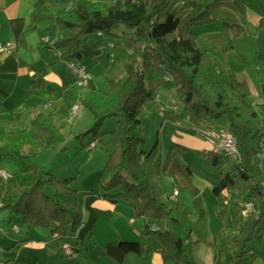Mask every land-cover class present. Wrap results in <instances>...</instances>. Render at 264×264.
Instances as JSON below:
<instances>
[{
    "label": "trees",
    "instance_id": "1",
    "mask_svg": "<svg viewBox=\"0 0 264 264\" xmlns=\"http://www.w3.org/2000/svg\"><path fill=\"white\" fill-rule=\"evenodd\" d=\"M214 1L138 0L126 4L122 0H45L31 12L30 23L17 42L20 47L31 32L54 31L51 47L66 63L76 64L81 58L78 49L90 35L101 33L98 45L103 38L112 43L111 62L103 67L109 89L74 83L63 90L60 106L45 111L36 108L29 126L18 122L8 127L0 120V159L29 158L51 147L65 150L68 135L64 130L76 104L87 108L95 119L91 128L74 133L81 142L85 138L94 142L106 120L117 117V131L109 132L105 142L108 156L97 193L131 204L132 217L144 221L139 240L122 238L107 245L106 254L120 263L129 253L148 259L152 249L147 239L154 236L162 247L163 264H193L191 251L201 240L189 244L166 227L177 201L164 197L160 181L167 177L175 185L185 186L194 170L182 161L185 149L179 144H171L165 158L160 138L151 151L146 150L144 115L157 107H163L159 131L163 138L172 137L180 124H187L219 136L229 132L237 140V159L221 150L201 153L205 164L217 173L213 194L222 219L229 210L231 194H235L236 213L230 223H222L218 237L231 251L225 264L242 259L250 242L264 233V103H254L250 84L234 69H222L217 54L201 45L195 28L214 21L208 12ZM180 2L200 12L183 19L177 8ZM235 3L245 20L244 5L239 0ZM122 25L125 29L118 32ZM258 28H264V20ZM232 49L230 41L224 49L227 57ZM257 59H264V54ZM46 174L45 179L2 188L1 209L20 216L29 228L49 229L52 239L64 235L78 239L85 215L79 191L73 187L77 177L60 179L52 172ZM46 186L53 189L52 195ZM249 201L253 208L242 216ZM217 246L223 253L221 244ZM11 263L18 264L13 259L5 261Z\"/></svg>",
    "mask_w": 264,
    "mask_h": 264
},
{
    "label": "crops",
    "instance_id": "2",
    "mask_svg": "<svg viewBox=\"0 0 264 264\" xmlns=\"http://www.w3.org/2000/svg\"><path fill=\"white\" fill-rule=\"evenodd\" d=\"M44 1L0 0V42L11 43L14 48L12 52L0 53V120L8 127L18 122L23 127L29 126L36 114V108L44 111L43 106L46 104L60 106L62 104L63 90L69 85L79 82L76 73L59 57V53L51 47L50 41L55 38L54 31L47 33L41 31L31 32L26 37V43L23 46H17L21 34L30 23L31 12L39 8ZM122 1L130 4L138 0ZM239 1L245 7V20L235 0H215L208 6V12L214 21L199 26L198 36L203 47L217 54L225 70L234 69L239 78L245 79L250 84L252 92L251 100L254 103H264V90L262 88L258 89L255 85L257 81H259V84L263 82L264 78V73H260L262 68L258 65V62H256L258 66L254 65L256 67L249 71L248 69H237L230 60L233 56L246 58L241 55L244 51L243 43L246 44V48H249L252 44L255 45V49L250 56V61H256V57L264 54V28H258L260 21L264 20V0ZM43 37H48L50 41L48 43L43 42ZM101 38L100 34L90 35L78 49L81 54L78 64L92 73L94 78L95 75L96 77L99 75L104 76L102 68L105 64L111 62L108 55L112 54V43L109 39L103 38V43L98 45V41ZM230 41H232L233 49L229 53V57H227L224 49ZM249 53H251L250 50ZM104 56H107L108 63L103 62L102 57ZM87 87L89 89L98 88L90 87L89 85ZM164 103L168 105L167 102L164 101ZM168 107L172 106L169 105ZM79 110L80 107L77 112ZM203 143L207 150H200L198 152L199 156L203 152L215 149L210 141H204ZM202 160L205 163L203 158ZM0 168L2 167L0 166ZM196 176L194 171L191 179L194 180ZM57 177L60 178L59 176ZM98 179L94 188L86 191L76 188L79 191L80 201L84 208L85 223L79 231L78 239H76L78 240V245L75 252L78 253L79 250L83 251V245L86 244L88 237L97 238V244L95 243L92 246V250H90V246L87 247L85 255L87 257L98 253L97 256L92 257L93 259L87 258L83 263L163 264L161 245L151 246L152 254L148 259H143L129 253L126 255L124 263H120L106 254V246L117 244L122 238L129 240L139 239L144 221L143 219L132 217L133 207L131 204L100 196L97 193ZM170 183L173 186V191L174 189L179 190V185H175L171 179ZM190 184L191 181L188 185L190 186ZM206 184L201 182L194 187L191 186L190 191L195 195L194 203L196 204L198 197L202 194L207 198L205 190L210 188L212 195L208 198L209 209H206V211L202 210L201 213L193 212L189 215L191 224H188L190 227L186 230L185 234L181 230L177 233L172 226L175 222L177 225H181V222H183L180 217L182 212L179 213L177 219H172V221L168 219L166 227L172 229L178 236L188 239L189 244L201 239L191 251L193 264H225L228 256H226L225 252L220 253L217 245L219 243L222 246L223 243H220L218 240L222 223L228 222L224 219L220 222L219 219L217 199L213 194L215 178H213L212 182L206 181ZM173 191L168 194H165L163 191L164 197L170 200V195ZM180 195L181 192L179 191V195L176 198L177 208ZM230 198H235V194L232 193ZM103 216L109 217L113 223L111 224V235L108 240L105 239V242L101 243V238L98 237L100 236L99 222ZM14 227L17 228L16 226H12L11 229L9 227L5 229L0 228V264H5V261L8 259H13L18 264H51V262H48L44 258L45 252H43L45 249L48 250L47 252H50V248L45 247L40 242L41 240L28 239L32 229L30 228V231L21 232L19 228L14 230ZM54 240L57 239H52L49 235L44 238L45 242ZM98 247L100 250L97 252L95 250ZM65 248L63 249V253L66 256L73 257L75 252L72 255H68L64 251ZM24 249H29L32 252V258L27 257ZM94 258H97V260H94ZM62 264H69V262ZM256 264H264V262L259 261Z\"/></svg>",
    "mask_w": 264,
    "mask_h": 264
},
{
    "label": "rangeland",
    "instance_id": "3",
    "mask_svg": "<svg viewBox=\"0 0 264 264\" xmlns=\"http://www.w3.org/2000/svg\"><path fill=\"white\" fill-rule=\"evenodd\" d=\"M185 5L186 4H184L183 2L177 4V8H180L182 11L180 14L183 19L186 16H193L200 12L196 9H187ZM183 9H186V12H184ZM124 29L125 28L122 25L120 26L118 32H121ZM195 31L197 33L199 32V26L195 28ZM242 45L244 51L241 55L246 58L233 56L230 59L233 65L239 70L248 69L250 71L251 69H254L256 67L254 65H257L256 62H258V65H260V67L262 68L260 73H264V59L258 60L256 57V61H250V56L255 49V45L252 44L249 48H246L245 43H243ZM107 50H109V48H107ZM249 50L251 53H249ZM102 60L104 63H108L107 56L102 57ZM92 78L93 79L89 83L90 87H98L101 90L109 89V85L105 80V76L99 75L96 77L95 75L94 78V75L92 74ZM255 85L258 89L262 88L264 90V78L263 82L259 84V81H257L255 82ZM162 116L163 110L158 107L153 112L147 111L144 115L143 132L147 135V151H151L157 139L161 136L159 134V131L162 122ZM70 120V125L65 130L66 134L68 135V146L65 150H61L58 147H52L48 150L41 151L29 158L5 157L0 159V166L3 169L7 170L11 175L7 180H0V191L2 188L6 186H12L13 184L30 183L36 181L39 178L45 179L47 178L46 172H52L60 178L77 177V180L73 183V187L81 191H86L95 187V185L97 184V178H99V175L108 156L107 146L105 142L109 138V132L117 131L118 118L111 117L106 120V122L100 128V133L94 141L96 145L92 149H89L90 139L85 138L84 141L81 142L80 140L74 138L75 132L86 130L87 128H91L94 125L95 119L91 112L87 108L80 106V110L75 113V116H73ZM200 130L201 129L199 127L180 124L177 134L173 135L172 137H160L162 142L161 152L163 154V158L167 156L171 144H179L185 149L181 158L182 161L185 163H189L197 175L194 180H190V186L179 185V191L181 192V195L178 198L179 205L178 208H173L172 214L170 216V220L172 221V219H177L179 213L182 212L180 215L181 219L183 220V222H181V225H177L176 222L172 225L177 233L181 230V232L185 234L186 230L189 229L190 226L188 224H191L189 215L191 213H201L202 210L206 211V209H209L208 198L212 195L211 189L207 188L205 190L207 198H205V195L202 194L200 197H198V201L195 204V195L190 191L191 186L194 187L201 182L203 184H206V181L212 182L213 178H215L217 175L214 167L205 164L201 156L198 155V152L200 150H207L204 147L203 142L208 141L202 135ZM69 133H71V135H69ZM160 187L165 192V194L171 193L173 191V186L170 183V179L167 177H164L160 181ZM46 192L52 195L53 189L50 186H46ZM229 202V210L227 211L226 217L224 219L228 223L231 222L232 216L236 213L235 198L230 199ZM219 219L220 222L223 221L220 216ZM112 223L113 221L109 219V217L103 216L102 218H100L99 235L103 236L98 237L101 238V243L105 242V239L108 240L109 236L111 235L110 230L112 227ZM12 226H16L21 230V232H25L30 229L27 225L21 222L20 216L12 214L7 209H0V228L5 229L9 227L11 229ZM31 229V231L29 230L31 234L28 239L41 240L40 242L45 245V247L50 248L49 250L51 254L50 252H47V249H45L43 252H45L44 258L48 262H51V264H62L66 262H69V264H84L83 261H86L87 258L93 259L92 257L97 256L98 254L94 253L91 256H85L87 247L90 246V250H92V246H94L95 243L97 244V238L95 237H88L86 244L83 245V251L79 250L78 253L75 252L73 254V257H71L66 256L63 253V249L68 246L77 247L78 240H76L74 237L70 235H64L57 240L45 242V236H50L51 234L49 229ZM15 236L17 235L15 234ZM132 240L134 241L139 239ZM147 244H149L150 247L153 245L160 246L159 241L154 236H150L149 239H147ZM221 248H223L222 251L223 253L225 252L226 256H228V259L231 256V251L223 245L221 246ZM248 249L249 252L242 259H236L233 264H256L259 261L264 262V233L262 234V236H259L252 240L249 244ZM99 250L100 248L98 247L95 251L98 252ZM24 253L27 255V257L29 256V258H32L33 256V254H31L32 252L29 249H24ZM94 260H97V258H94Z\"/></svg>",
    "mask_w": 264,
    "mask_h": 264
},
{
    "label": "built area",
    "instance_id": "4",
    "mask_svg": "<svg viewBox=\"0 0 264 264\" xmlns=\"http://www.w3.org/2000/svg\"><path fill=\"white\" fill-rule=\"evenodd\" d=\"M43 40L45 42L50 41L48 37H44ZM13 49L14 48L11 43L0 42V53L12 52ZM66 64L76 73L80 83H82L85 86L89 85L90 81L92 80V74L89 71H87L83 66L76 64L73 61H68ZM50 107L51 104H46L43 106V109L45 111L48 110ZM79 107H80L79 104H76L72 107V111H71L72 115H74L77 112ZM200 131L202 135L214 145L216 150H221L225 152L232 159H237L240 157V151L238 149L237 140L234 137V135H232L231 133L222 132V135L219 136L207 128H202ZM95 145H96L95 142L90 143L89 149L94 148ZM10 176L11 175L7 170L0 168V178H2L3 180H7L10 178ZM178 195H179V190L174 189L173 193L170 195V199L176 200ZM2 206L3 204L2 202H0V209L2 208ZM252 208H253V203L250 201L246 202L244 208L241 211V215L247 216L249 212L252 210ZM14 230H17V228L14 227ZM74 252L75 250L72 247L68 246L65 248V253H67L68 255H72Z\"/></svg>",
    "mask_w": 264,
    "mask_h": 264
}]
</instances>
